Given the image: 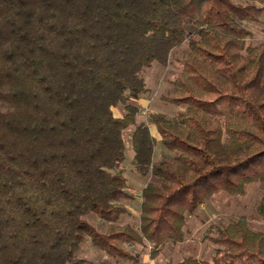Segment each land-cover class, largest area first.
<instances>
[{"label":"trees","instance_id":"16d2710c","mask_svg":"<svg viewBox=\"0 0 264 264\" xmlns=\"http://www.w3.org/2000/svg\"><path fill=\"white\" fill-rule=\"evenodd\" d=\"M263 13L264 0H0V264H84L87 239L110 258L137 262L126 245L146 244L155 257L210 196L264 183V40L247 44L243 25ZM186 40L166 97L183 109L150 114L173 155L154 160L139 73ZM132 125L134 165L152 177L137 227L119 221ZM207 238L211 260L175 264H264V230L245 216Z\"/></svg>","mask_w":264,"mask_h":264},{"label":"rangeland","instance_id":"374dc122","mask_svg":"<svg viewBox=\"0 0 264 264\" xmlns=\"http://www.w3.org/2000/svg\"><path fill=\"white\" fill-rule=\"evenodd\" d=\"M242 2L243 0H234ZM243 25L250 31L246 43L257 44L264 40V13L256 20L243 21ZM189 34L191 27L187 28ZM191 37L193 35H190ZM188 48V41L173 50L166 64L153 62L149 67L139 73L147 92L136 99L137 123H145L149 126L151 133L156 137L153 159L170 158L173 153L166 150L159 141V135L150 120L151 113H160L166 117H175L183 107L175 105L166 100L170 95V79L179 71L180 62L178 58ZM115 115L122 114L121 107L113 109ZM135 125L125 131L124 139L127 150L125 159L118 167L126 177V190L132 195L130 200H121L119 203L126 208V213L121 215V223H130L138 226L140 212V192L142 187L152 177L142 176L134 165V152L131 149L130 134ZM264 193V183L252 182L247 185L244 194H229L218 192L210 196L206 201L198 205L196 210L186 216L183 226V240L176 244H169L161 248L155 257L150 256V244L126 245L136 257L137 262L125 261L108 257L104 252L95 248L87 239L77 253L78 257L84 259V264H97L102 259H109L111 264H175L186 256H195L204 260H211L215 245L207 238L216 234L219 227L228 222L245 216L248 224L255 230H264V217L256 212L258 200ZM87 219L103 230L106 223L94 214H89Z\"/></svg>","mask_w":264,"mask_h":264}]
</instances>
